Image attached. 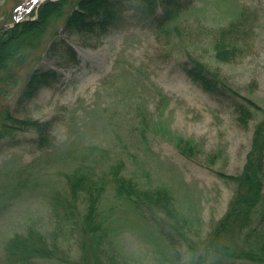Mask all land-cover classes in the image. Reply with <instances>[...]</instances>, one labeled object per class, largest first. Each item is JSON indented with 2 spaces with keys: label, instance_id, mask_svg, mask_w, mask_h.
Wrapping results in <instances>:
<instances>
[{
  "label": "rangeland",
  "instance_id": "1",
  "mask_svg": "<svg viewBox=\"0 0 264 264\" xmlns=\"http://www.w3.org/2000/svg\"><path fill=\"white\" fill-rule=\"evenodd\" d=\"M42 1L0 0V27L30 17ZM128 6L124 5L125 21L101 36L68 31L61 20L53 22L45 39L57 29V37L75 50L76 58L68 60L59 49L41 54L38 50L39 57L21 67L19 86L33 66L54 69L58 80L41 88L30 101L4 99L18 117L50 120L51 125L48 143L42 147L33 142L36 133L31 129L0 138V264H15L4 252L6 241L15 233L28 226L51 233V194L64 186L62 173L79 162L121 158L123 173L141 188L160 187L173 195V205L187 220L184 229H190L192 237L204 236L226 213L233 183L217 172L241 170L258 117L239 126L232 101L227 97L216 100L181 68L184 46L190 41L179 46L172 38L157 35ZM242 7L257 14L256 35L248 54L233 63L218 64L210 59L204 43L193 48L199 55H208L240 94L264 107V0H193L184 17L191 24L195 19L217 26ZM159 94L168 97V102ZM138 107L148 122L153 118L167 130L191 136L220 158L208 167L202 156L190 159L181 154L167 135L148 131L141 139ZM90 146L104 149L109 158L95 151L93 156ZM100 208L110 226L118 264H186V242L176 232L171 240L165 237L162 228L170 230V221L162 212L135 209L114 188L106 189ZM263 214L264 186L263 198L252 213L253 223L264 226ZM61 243L76 256L73 240L66 238ZM23 264L74 263L37 258Z\"/></svg>",
  "mask_w": 264,
  "mask_h": 264
},
{
  "label": "trees",
  "instance_id": "2",
  "mask_svg": "<svg viewBox=\"0 0 264 264\" xmlns=\"http://www.w3.org/2000/svg\"><path fill=\"white\" fill-rule=\"evenodd\" d=\"M125 4H129L128 9L138 21L145 22L157 35L172 38L171 41L179 46L185 40L190 41L189 46H184L185 59L181 68L216 100L229 98L239 126L245 127L258 117L241 170L236 174L217 172L233 183V194L226 213L214 222L204 236L192 237L191 230L184 229L187 220L173 205V195L160 187L141 188L133 177L123 173L125 167L121 158L103 163L79 162L62 173L64 186L51 194V233L33 226L15 233L5 243L7 260L15 264L28 263L37 258L74 264H118L117 256L112 252L110 226L100 208L106 189L114 188L116 194L126 198L135 209L152 208L169 219L170 230L162 228L165 237L171 240L176 232L186 242L189 253L186 264H229L231 261L234 264L238 260L263 264L264 226L253 223L252 213L263 198L264 107L240 94L225 79L221 69L209 61L212 58L218 64L233 63L248 54L257 26V14L248 7L238 9L225 24L214 26L195 19L193 25L185 20L193 0H43L30 17L0 27V138L31 129L36 133L33 142L40 147L48 143L51 121L18 117L10 102L4 99L16 97L14 101L20 103L30 101L41 88L58 80L54 69L33 66L19 86L21 67L29 60L34 62L39 57L38 50L41 54L59 49L66 53L68 60L76 58L75 50L57 37V29L49 39H45L51 24L61 20L62 27L68 31L101 36L125 21ZM198 42L204 43L210 59L208 55L197 54L193 46ZM17 88L19 91L14 95ZM161 94L159 96L163 101L166 96ZM137 110L141 109L138 107ZM141 111L142 114H139ZM141 111H137L142 123L141 139L148 131L167 135L181 154L190 159L202 156L208 167L220 158L218 153L205 150L201 141L167 130L153 118L151 123L148 122L145 112ZM89 149L93 156L96 155L94 151L99 157L107 154L97 146H90ZM105 157L107 159L109 155ZM66 238L73 240L77 246L75 257L61 243Z\"/></svg>",
  "mask_w": 264,
  "mask_h": 264
},
{
  "label": "snow or ice",
  "instance_id": "3",
  "mask_svg": "<svg viewBox=\"0 0 264 264\" xmlns=\"http://www.w3.org/2000/svg\"><path fill=\"white\" fill-rule=\"evenodd\" d=\"M32 2H33V3H37V2H38V0H32ZM27 11L31 12V11H32V9H31V8H29V9H27Z\"/></svg>",
  "mask_w": 264,
  "mask_h": 264
}]
</instances>
